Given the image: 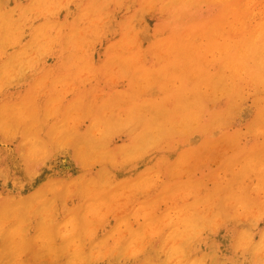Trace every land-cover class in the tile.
<instances>
[{
	"label": "rangeland",
	"instance_id": "1",
	"mask_svg": "<svg viewBox=\"0 0 264 264\" xmlns=\"http://www.w3.org/2000/svg\"><path fill=\"white\" fill-rule=\"evenodd\" d=\"M0 264H264V0H0Z\"/></svg>",
	"mask_w": 264,
	"mask_h": 264
}]
</instances>
